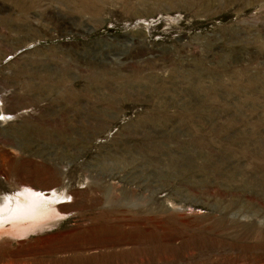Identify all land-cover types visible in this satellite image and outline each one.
I'll return each instance as SVG.
<instances>
[{
  "label": "rangeland",
  "instance_id": "1",
  "mask_svg": "<svg viewBox=\"0 0 264 264\" xmlns=\"http://www.w3.org/2000/svg\"><path fill=\"white\" fill-rule=\"evenodd\" d=\"M0 211V264H264V0H0Z\"/></svg>",
  "mask_w": 264,
  "mask_h": 264
},
{
  "label": "bare ground",
  "instance_id": "2",
  "mask_svg": "<svg viewBox=\"0 0 264 264\" xmlns=\"http://www.w3.org/2000/svg\"><path fill=\"white\" fill-rule=\"evenodd\" d=\"M5 210H9L10 211L9 207H6ZM5 210H2V211H5ZM0 213H1V211H0ZM14 213L17 214V211H14ZM9 232H10V229H7L5 227L0 228V234H6V233H9Z\"/></svg>",
  "mask_w": 264,
  "mask_h": 264
}]
</instances>
